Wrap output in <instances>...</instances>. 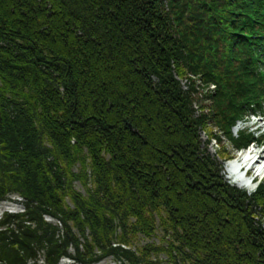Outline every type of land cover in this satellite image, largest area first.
<instances>
[{
  "label": "trees",
  "instance_id": "obj_1",
  "mask_svg": "<svg viewBox=\"0 0 264 264\" xmlns=\"http://www.w3.org/2000/svg\"><path fill=\"white\" fill-rule=\"evenodd\" d=\"M263 12L264 0H0V200L26 199L0 219V262L45 247L57 264L73 246L84 264H264V183L250 196L228 184L200 140L208 120L237 149L255 140L231 127L264 97ZM190 74L216 85L209 117L195 115ZM89 178L66 208L70 183ZM157 229L166 245L130 248Z\"/></svg>",
  "mask_w": 264,
  "mask_h": 264
},
{
  "label": "rangeland",
  "instance_id": "obj_2",
  "mask_svg": "<svg viewBox=\"0 0 264 264\" xmlns=\"http://www.w3.org/2000/svg\"><path fill=\"white\" fill-rule=\"evenodd\" d=\"M190 79L195 80L197 91L195 93L194 97V109L199 113V114H204L207 117H209L211 115L210 112V106L213 105V97L212 95L215 93L216 90V85H214L213 83H205L204 81H201V76L200 75H194V74H190L188 76ZM203 79V78H202ZM186 82V81H185ZM184 82V83H185ZM186 89V88H183ZM254 100L251 101V103H249L248 106V110L245 111V113L241 119L242 121L237 122L238 124H236L234 126V128L231 130V136L236 139L240 136V132H245L253 134V136H256V138H258V133L257 131H252L251 129V125L249 124L250 121H256L261 123V120H258V118H252V116L250 115L252 110H255L256 108V102H253ZM259 105V104H258ZM261 116H264V114ZM262 124V132H264V123ZM253 132V133H251ZM216 137L217 138H212ZM261 137V136H260ZM200 140L202 141V143H207V149L208 152L210 153V155H212V157H216L218 160H225V157H235L238 154V150L234 147L233 143L231 140L228 139L227 135L221 130L219 129L217 126H215V124L211 121L208 120L206 122V126L205 128L201 129L200 131ZM45 142L48 143L47 138L45 140ZM264 143V141H260L258 140L257 142L252 143L249 145V147L247 146L246 150L248 149H254L256 151H258L260 153V155L262 156V160L260 159L255 166H259V164H262V161H264V146L262 145ZM223 158V159H222ZM223 162V161H222ZM260 165V166H261ZM79 166H74L73 169L75 172L78 171ZM252 172V171H250ZM249 172V173H250ZM222 177L224 178V180L230 184L233 185L235 187H237L238 189L244 191L248 196L251 195V192L253 191H248L245 188H242L240 186H238L235 182L234 179H232V176L230 174H228V172H226L225 168L224 170H222L221 172ZM251 176V175H250ZM255 185L259 184V183H264V175L263 177H259V176H255ZM94 184L92 183V180L89 178L87 179L86 182L81 183V181L78 180H73L70 185L68 186V189L66 190L67 192L65 193L64 196V204H66V208L68 209H73L74 208V204L72 201V197L71 195L74 192L80 193L82 195V197L84 198L87 194H86V189L87 188H91V186H93ZM72 190V191H70ZM255 190V189H254ZM8 196L10 197H19L21 201V205H9L7 203H1L0 204V219H2L5 215L2 214V212L4 210H14V209H18L19 211H23L24 209V203L26 202V199L16 193H11ZM7 196V197H8ZM254 213H253V221L254 223L256 222V224L258 225V227H260L262 230H264V208H261V206H256L254 207ZM2 216V217H1ZM43 219L46 223L51 224L52 226L56 227V237L58 238H63V234L65 232V228L63 226L62 223H59L58 218L54 217L50 214H44ZM12 227V225H11ZM0 230H5V228L1 227ZM73 231L78 235V231H76V229H73ZM118 231V230H117ZM86 232L88 233V231L85 230V235ZM117 233V232H116ZM160 229H157V231L155 232V235H153L151 238L146 239L142 236H137L136 238H133L130 240L131 245L130 248L132 250H137L139 248H142L143 245H145L148 242L153 241L155 244H159L161 243L162 245H166V240L164 239V241H160ZM79 236V235H78ZM79 239L82 240V242H84L83 238L80 237ZM80 240V241H81ZM130 244V243H129ZM39 251L36 254V257L32 258V259H28L26 261V264H46L45 261V254H46V250L45 247L38 249ZM76 251L75 248L73 246H70L67 249V255H65V258L62 259V256L60 257L61 262L59 261L58 264H81L79 263L78 260H76ZM160 259H167V255L161 253L158 256ZM165 263V262H164ZM0 264H4L3 262ZM93 264H128L127 262H121V260H118L116 257L110 255L108 257H105L103 259H101L99 262L97 263H93ZM167 264V263H166ZM171 264V263H168Z\"/></svg>",
  "mask_w": 264,
  "mask_h": 264
},
{
  "label": "bare ground",
  "instance_id": "obj_3",
  "mask_svg": "<svg viewBox=\"0 0 264 264\" xmlns=\"http://www.w3.org/2000/svg\"><path fill=\"white\" fill-rule=\"evenodd\" d=\"M260 159L262 160V156L257 151L250 148L238 152V154L228 162L227 170L238 186L250 192L253 191L255 188V176L263 177L264 175V166L261 164L255 166ZM262 164H264V161H262ZM243 170L246 172V175Z\"/></svg>",
  "mask_w": 264,
  "mask_h": 264
}]
</instances>
